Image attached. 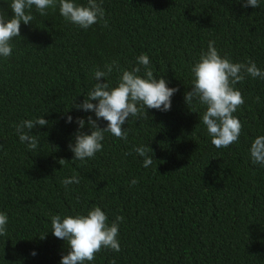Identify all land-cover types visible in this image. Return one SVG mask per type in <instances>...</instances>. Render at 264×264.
I'll return each instance as SVG.
<instances>
[{
  "label": "trees",
  "instance_id": "1",
  "mask_svg": "<svg viewBox=\"0 0 264 264\" xmlns=\"http://www.w3.org/2000/svg\"><path fill=\"white\" fill-rule=\"evenodd\" d=\"M243 3L102 0L108 27L87 30L66 21L58 7L45 16L32 8L34 19L21 22V37L11 41L12 55L0 57V212L8 216L0 264H60L68 244L52 234L51 217L86 215L93 206L109 224L124 217L121 251L102 249L86 264H264V166L253 164L249 151L264 135V79L246 76L234 86L244 98L234 113L243 127L227 148L211 143L202 123L205 106L184 98L209 41L221 57L251 59L264 70V0L258 8ZM10 4L0 0L8 18ZM141 54L154 75L179 89L171 109L130 117L126 141L105 133L102 151L72 161L76 119H85L83 131L90 134L87 117L96 118L73 107L92 89L94 71L113 60L131 70ZM119 75L114 70L106 78L110 86ZM39 117L49 123L32 130L39 145L30 151L15 125ZM139 146L151 148L148 168L134 150ZM73 175L79 184H61Z\"/></svg>",
  "mask_w": 264,
  "mask_h": 264
},
{
  "label": "clouds",
  "instance_id": "2",
  "mask_svg": "<svg viewBox=\"0 0 264 264\" xmlns=\"http://www.w3.org/2000/svg\"><path fill=\"white\" fill-rule=\"evenodd\" d=\"M244 7L258 8L260 0H244ZM11 18L0 10V57L8 58L12 55L11 41L15 37H21V22L28 25L34 19L31 10L45 16L48 10L59 8L60 15L68 22L87 30L97 23L102 27H108L105 19V10L102 0H87L86 4H77L75 0H11ZM141 68L144 70L140 75ZM117 71L119 80L116 86H110L106 80L113 71ZM191 71L194 79L191 90L185 93V102L192 105L194 102L205 106L202 123L206 126L211 143L217 148H227L236 143L242 131V123L234 115L238 108L244 104V98L240 90L234 86L242 83L246 76L264 79V70L257 67L256 63L249 59L247 62H232L228 57H221L215 47V41H209L207 51H202L197 63ZM95 83L87 93L82 103L73 104L78 110L94 112L87 117V125L90 134L83 131L85 119L77 118L78 129L74 133V143L68 147L73 152L72 161H85L93 158L97 152L102 151V141L105 133H110L116 138L127 140V130L123 125L130 117L142 118L148 116L147 109L169 111L171 109V97L178 88L168 87L163 76L154 75L151 61L147 54L137 57V66L131 70L122 69L119 62L111 61L104 65V69L97 68L93 73ZM103 78L104 82H101ZM257 101L259 97H256ZM98 101V103H92ZM107 121L106 127H100V119ZM72 116H67V123H71ZM49 122L43 117L35 120H22L15 125L16 133L21 143H26L30 151L37 150L39 139L32 134L37 126H45ZM149 146L135 147V152L143 157V167L148 168L153 163V157L148 155ZM250 157L253 164L264 166V135L254 139L250 146ZM130 154V153H127ZM64 159L59 163L62 165ZM76 175L65 178L61 184L67 187L70 184H79ZM138 181L133 179L132 185ZM124 220L117 215L111 224L108 217L99 206H93L87 214L75 216L54 215L51 217L52 234L68 244L66 255H62L60 264H86L96 258V254L102 249H110L120 252L119 225ZM8 216L0 212V236L7 235ZM46 235L42 236L44 239ZM36 255L35 252L31 253Z\"/></svg>",
  "mask_w": 264,
  "mask_h": 264
}]
</instances>
